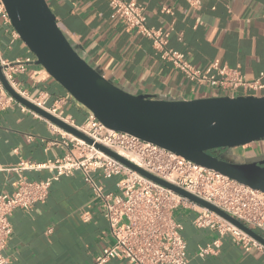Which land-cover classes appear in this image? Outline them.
I'll return each instance as SVG.
<instances>
[{
    "label": "crops",
    "instance_id": "0c3cea01",
    "mask_svg": "<svg viewBox=\"0 0 264 264\" xmlns=\"http://www.w3.org/2000/svg\"><path fill=\"white\" fill-rule=\"evenodd\" d=\"M134 1L144 9L145 25L167 31V46L183 53L194 66L201 68L216 61L237 67L247 80L264 71V0H199L197 6L189 0ZM46 2L58 26L80 55L106 79L126 91L184 100L212 95V89L187 81L170 62L163 60L152 40L126 28L112 15L106 0ZM164 7L170 12H163ZM0 57L12 63L24 62L25 70L15 73V79L31 98L47 97L46 107L57 106L59 116L71 118L76 125L84 121L86 110L34 62L35 57L14 35L11 25L5 24L1 13ZM259 95H264V89ZM52 140L58 142L52 144ZM249 145L251 149L246 156L233 155L230 159L240 162L238 159L264 154V139ZM66 151L60 137L49 131L43 118L21 111L16 103L0 112L3 167L15 166L20 159L43 162ZM21 175L44 179L49 173L2 170L0 192L10 193ZM93 177L105 190H116V183H111L109 178L97 173ZM181 209L176 218L184 226L187 264H264V250L254 246L245 249L229 235L197 228L192 224L196 211ZM11 223L12 233L3 252L9 264H91L111 243L100 199L79 171L52 182L45 202L27 211L15 209ZM214 239L220 242L215 252L199 256L198 246ZM106 264L127 263L113 259Z\"/></svg>",
    "mask_w": 264,
    "mask_h": 264
},
{
    "label": "built area",
    "instance_id": "2783aa9c",
    "mask_svg": "<svg viewBox=\"0 0 264 264\" xmlns=\"http://www.w3.org/2000/svg\"><path fill=\"white\" fill-rule=\"evenodd\" d=\"M114 17L126 28L152 40L163 60L170 62L183 77L198 86L212 89L211 96L259 95L264 89V71L253 80H247L237 67H229L214 61L204 67L191 64L183 53L167 46L169 33L161 28L145 25L144 9L134 0H106ZM193 6L199 0H189ZM170 12L169 8H162ZM0 13L5 24H10L0 1ZM15 36H18L13 29ZM28 61V60H26ZM3 75L8 84L22 97L44 108L51 114L74 126L94 142L113 150L136 166L162 178L183 190L215 205L238 219L243 224L264 235V192L239 183L219 172L202 167L155 144L143 141L125 132L108 129L89 111L81 125L71 118L59 116L57 106L46 107L47 97L31 98L15 79V73L25 70L24 62L12 63L0 57ZM14 103L21 111L35 112L18 103L0 81V112ZM44 119V118H43ZM49 131L60 137L67 151L60 157L35 162L20 159L15 166L0 171H48L44 179H29L21 175L13 190L0 192V264H9L4 255L8 238L12 233L11 216L15 209L31 210L43 203L49 195L52 182L75 171L81 172L94 195L100 199L111 243L94 258L91 264H106L109 260H122L127 264H187V242L183 236V223L174 216L178 208L196 211L192 224L208 228L220 235H229L231 240L245 249L264 246L248 234L226 221L216 213L199 206L173 190L147 178L129 166L102 152L86 141L44 119ZM57 140H52L56 144ZM103 178L119 176L115 191H107L96 183L93 174ZM87 219V215L86 218ZM220 245L219 239L198 246V255L213 254Z\"/></svg>",
    "mask_w": 264,
    "mask_h": 264
},
{
    "label": "water",
    "instance_id": "95a60500",
    "mask_svg": "<svg viewBox=\"0 0 264 264\" xmlns=\"http://www.w3.org/2000/svg\"><path fill=\"white\" fill-rule=\"evenodd\" d=\"M11 27L42 66L80 106L108 129L133 135L264 192V154L238 162L233 148L264 139V95L208 96L184 99L132 94L89 64L57 24L46 0H0ZM0 81L21 105L114 157L147 178L173 190L230 222L264 246V236L215 205L131 163L106 146L19 95ZM214 149H226L220 156ZM250 160V161H249Z\"/></svg>",
    "mask_w": 264,
    "mask_h": 264
},
{
    "label": "rangeland",
    "instance_id": "374dc122",
    "mask_svg": "<svg viewBox=\"0 0 264 264\" xmlns=\"http://www.w3.org/2000/svg\"><path fill=\"white\" fill-rule=\"evenodd\" d=\"M1 51H2V53H5L6 51L4 50V48H2L1 49ZM8 53L10 52V51H7ZM62 88V87H61ZM63 89V88H62ZM78 122H80V120H78ZM83 123V122H82ZM81 123V124H82ZM81 124H79V125H81ZM250 149H251V146L249 145V144H247V145H244V146H241V147H236V148H233L230 152H228V154H230V155H235V156H246L247 155V153H248V151H250ZM257 151H258V149H257ZM226 152V149H224V151H223V153H225ZM240 162H244V161H246L245 159H238ZM250 161V160H249ZM119 176H112V177H109V179L108 180H110L111 181V183H113V184H115L118 180H119ZM108 191V190H107ZM183 211V209H181V208H178V209H176L175 211H174V216L175 217H178V215H179V213L180 212H182Z\"/></svg>",
    "mask_w": 264,
    "mask_h": 264
},
{
    "label": "flooded vegetation",
    "instance_id": "af4514ba",
    "mask_svg": "<svg viewBox=\"0 0 264 264\" xmlns=\"http://www.w3.org/2000/svg\"><path fill=\"white\" fill-rule=\"evenodd\" d=\"M224 149H214L210 151V154L215 156H220L223 154Z\"/></svg>",
    "mask_w": 264,
    "mask_h": 264
}]
</instances>
